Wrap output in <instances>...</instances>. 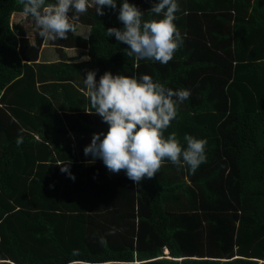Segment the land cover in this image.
Wrapping results in <instances>:
<instances>
[{"label":"trees","instance_id":"trees-1","mask_svg":"<svg viewBox=\"0 0 264 264\" xmlns=\"http://www.w3.org/2000/svg\"><path fill=\"white\" fill-rule=\"evenodd\" d=\"M155 2L129 0L142 20L158 18ZM120 3L89 7L73 21L86 35L48 40L57 54L39 59L43 38L10 22L22 6L0 0V264H264V0H177L183 44L138 67L106 35L123 28ZM89 70L189 90L164 135L205 139L206 162L192 173L165 160L136 185L85 156L108 128L85 111Z\"/></svg>","mask_w":264,"mask_h":264},{"label":"clouds","instance_id":"clouds-1","mask_svg":"<svg viewBox=\"0 0 264 264\" xmlns=\"http://www.w3.org/2000/svg\"><path fill=\"white\" fill-rule=\"evenodd\" d=\"M17 3L35 24L39 36L52 41L66 40L69 32L74 33L73 21L89 7H94L96 15L101 16L104 7L113 10L117 7L116 0H91V3L89 0H17ZM150 11L158 18L142 20L143 11L129 0H121L118 20L123 28L106 29L107 37L115 36L117 42L128 46L127 55L135 56L137 67L138 61L145 59L167 64L184 40L174 23L180 11L177 0H157ZM70 12L74 13L71 17ZM84 77L90 100V109L85 111L98 115L108 125L106 133L92 134L91 142L83 149L84 155L100 158L109 173L123 171L128 179L140 185L145 178L152 179L165 160L177 166L186 165L192 173L206 162L205 139L186 134L187 147L182 148L175 133L166 138L164 135L177 117L178 102L189 98V90L174 91L154 82L147 74L136 79L105 71L97 81L95 71L89 70ZM22 142V137H18L17 145ZM68 163L58 164L62 172L68 171ZM100 242L106 240L101 237ZM73 254H77L76 250Z\"/></svg>","mask_w":264,"mask_h":264},{"label":"rangeland","instance_id":"rangeland-1","mask_svg":"<svg viewBox=\"0 0 264 264\" xmlns=\"http://www.w3.org/2000/svg\"><path fill=\"white\" fill-rule=\"evenodd\" d=\"M91 3V0H89ZM10 22H20L21 25L24 27L26 36L30 41H33L35 36L38 34V29L35 24L32 22L30 17H27L23 12H13L10 15ZM88 26L85 24H77L76 32L86 35ZM42 43H46L47 46H42L41 52L39 51V59H50L54 58L55 56L52 54H57V52L52 48L50 44H48V39H43ZM69 49L68 51H70ZM76 48H73L70 53H75Z\"/></svg>","mask_w":264,"mask_h":264},{"label":"crops","instance_id":"crops-1","mask_svg":"<svg viewBox=\"0 0 264 264\" xmlns=\"http://www.w3.org/2000/svg\"><path fill=\"white\" fill-rule=\"evenodd\" d=\"M42 46H47V45H46V43H41L40 52H41ZM73 48H76V47H73V46H71V47H65V52H66L68 55H70V54H74V52H73V53H70L71 50H72ZM69 49H71V50L68 51ZM76 49H77V48H76ZM75 52H76V50H75ZM55 55H56V54H55ZM68 134H69L70 136H72V134H71L70 131L68 132ZM103 170H104V169H103ZM103 170H101L100 172H102Z\"/></svg>","mask_w":264,"mask_h":264},{"label":"bare ground","instance_id":"bare-ground-1","mask_svg":"<svg viewBox=\"0 0 264 264\" xmlns=\"http://www.w3.org/2000/svg\"><path fill=\"white\" fill-rule=\"evenodd\" d=\"M166 251V250H165Z\"/></svg>","mask_w":264,"mask_h":264}]
</instances>
